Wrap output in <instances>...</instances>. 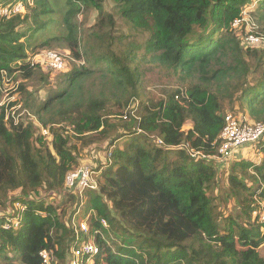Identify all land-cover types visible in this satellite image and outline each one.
Wrapping results in <instances>:
<instances>
[{
  "label": "trees",
  "instance_id": "trees-1",
  "mask_svg": "<svg viewBox=\"0 0 264 264\" xmlns=\"http://www.w3.org/2000/svg\"><path fill=\"white\" fill-rule=\"evenodd\" d=\"M104 1L33 0L28 13L0 16V81L17 73L39 86L18 85L16 113L9 109L18 102L0 104V264H41V251L67 264L77 211L90 227L83 240L99 248L93 264H264V139L229 161L207 159L217 154L227 115L264 124V50L241 43L245 20L264 35V0H112L114 14ZM91 4L96 22L81 44L77 18ZM115 15L129 34L118 31ZM37 40L34 55L68 51L63 70L31 62ZM138 52L183 82L197 81L139 101ZM72 138L104 145L96 190L65 191L80 165ZM242 150L254 159H237ZM222 173L227 199L210 195ZM229 198L236 209L223 216Z\"/></svg>",
  "mask_w": 264,
  "mask_h": 264
},
{
  "label": "rangeland",
  "instance_id": "rangeland-1",
  "mask_svg": "<svg viewBox=\"0 0 264 264\" xmlns=\"http://www.w3.org/2000/svg\"><path fill=\"white\" fill-rule=\"evenodd\" d=\"M24 7L25 5H28V11L26 12V9H23V14L28 13L30 8L34 7L36 5L33 0H21ZM61 1V2H60ZM63 0H59V3L61 4ZM103 8L107 13L114 14L113 8L114 5L112 3V0H105L104 3L102 4ZM96 17H97V12L95 8L91 6L88 8L86 12H82L78 18H77V23L79 24L80 27V34L79 36L81 37V44H83V40L87 37V34L91 32L92 26L96 22ZM115 18L118 23V31L124 33V34H129L128 28L124 26L122 21L117 18L115 15ZM58 29L56 27H53V29L49 32L50 34H56L58 33ZM31 48H28L27 54L31 58H35L34 51L32 48H35L36 46L39 45L40 41H31ZM43 51H55L58 52L66 57L67 62L70 60L69 58V53L66 50H43ZM38 54V53H37ZM142 55V52H138L136 61L134 63V67L137 69V72L139 74V85H140V100L145 101L146 103H154L159 100H161L165 94V92L174 90V89H179L185 86V82H195L197 81V78L195 76H192V78H186V81H182L183 76L181 74H176L172 72V70H169L165 66L159 64L158 62L152 61V59L147 56L143 58V60L140 59V56ZM1 82V100L0 104L7 106L9 103L12 102H18V105L16 106L15 113L17 109H20L22 105V102L20 101V98L22 97V94L17 91L18 85L19 84H24L28 88L29 92L31 90H36L39 88L38 85L32 84V83H27L23 80H21L18 76L17 73H15L12 76H3ZM31 82V81H28ZM35 97H38V100L41 101L46 97V89L38 91V93H35ZM41 99V100H40ZM139 101L136 102H131V109L134 108L136 104H138ZM135 103V104H133ZM133 104V105H132ZM225 108H227L225 106ZM13 109V108H12ZM11 109V110H12ZM230 114L231 112H227ZM26 114V111H22L19 114L15 115V122L17 121H22L24 118H22ZM42 137L46 138L47 141H51L50 136L48 135H42ZM70 143L77 148V157L79 161V167L84 166V165H90L91 167L95 168L96 163L98 162H104L106 158V154H104V145H99L98 147H82L80 145V142H77L73 138L70 140ZM246 156L248 159L252 157L254 159L253 154L248 153V151H240L238 152L236 158L238 159L239 157ZM219 168H223L222 166L218 165ZM217 167V168H218ZM226 176L225 174H220L218 178V182L213 186L212 188V193H210L211 196H221L224 199H227L226 196V182H225ZM234 200L229 198L224 205L219 206L220 211L222 212L223 216L228 215L229 213L233 212L234 209H236V205L234 206ZM18 206V205H16ZM3 212L2 208L0 207V213ZM77 216H80L78 214ZM87 217H83V219H86ZM75 221L78 223V217L75 219ZM88 225V224H87ZM89 227V225H88ZM108 227V225H107ZM106 227V228H107ZM90 228V227H89ZM110 231V230H109ZM112 238H116L117 241L122 240L121 237L123 236L122 233L114 231L109 232ZM92 239V238H90ZM124 239V238H123ZM261 254H264V250H260Z\"/></svg>",
  "mask_w": 264,
  "mask_h": 264
},
{
  "label": "built area",
  "instance_id": "built-area-1",
  "mask_svg": "<svg viewBox=\"0 0 264 264\" xmlns=\"http://www.w3.org/2000/svg\"><path fill=\"white\" fill-rule=\"evenodd\" d=\"M24 5L22 1L16 4H6L0 7V16L11 17L15 14H22ZM241 23L240 19L232 22V27H238ZM245 32L241 36V43L246 47H257L264 50V35L256 32L253 26L248 24ZM31 62L40 63L42 68L47 71H61L66 66V57L55 51H46L35 55V58L30 59ZM5 76V75H3ZM13 108V109H12ZM9 111L14 112L15 107H12ZM12 109V110H11ZM41 135H47L46 129L40 128ZM264 139V124L262 123H246L242 118H235L232 115H227L224 119V127L219 135L220 145L217 149V154L212 158L216 162L229 161L236 152L245 147L251 146L253 143ZM161 144V141H159ZM96 172L90 165L80 166L70 173L65 178L64 188L68 193H79L88 190H96L97 183L95 180ZM262 211L260 213L261 220L264 222V205H262ZM77 213L72 218V226L74 230V244L77 247H73L70 250L67 264H93L92 257L99 253L98 246L94 243L90 236L84 241L83 236L89 234V227L85 221L78 223L75 221ZM1 216V213H0ZM5 222V228H8V223L16 222L15 218ZM103 226H106L104 220L100 221ZM16 226V224H14ZM39 259L41 264H52V259L49 257L46 251L39 253Z\"/></svg>",
  "mask_w": 264,
  "mask_h": 264
}]
</instances>
